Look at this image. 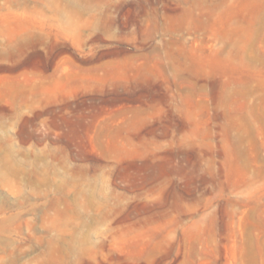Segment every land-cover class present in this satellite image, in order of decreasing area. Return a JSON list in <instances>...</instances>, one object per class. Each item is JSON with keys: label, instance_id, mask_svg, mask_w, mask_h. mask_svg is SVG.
I'll use <instances>...</instances> for the list:
<instances>
[{"label": "rangeland", "instance_id": "obj_1", "mask_svg": "<svg viewBox=\"0 0 264 264\" xmlns=\"http://www.w3.org/2000/svg\"><path fill=\"white\" fill-rule=\"evenodd\" d=\"M0 264H264V0H0Z\"/></svg>", "mask_w": 264, "mask_h": 264}]
</instances>
